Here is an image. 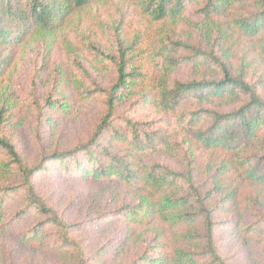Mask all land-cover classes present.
<instances>
[{
	"label": "rangeland",
	"instance_id": "374dc122",
	"mask_svg": "<svg viewBox=\"0 0 264 264\" xmlns=\"http://www.w3.org/2000/svg\"><path fill=\"white\" fill-rule=\"evenodd\" d=\"M190 7L184 19L155 23L144 15L134 0H99L74 13L52 32H33L17 47L0 48V122L5 135L14 139L22 158L30 166L40 160L39 132L49 149H71L92 139L105 115L104 99L79 100L73 87L80 66L104 88L116 78V62L120 48L135 70L148 77L168 74L173 80L215 79L205 67L180 66L171 69L161 53L165 38L190 46L209 49L216 41L233 56L234 72L245 71V79L257 86L264 96V55L251 47L230 46L217 29ZM121 46V47H120ZM219 50V49H218ZM184 52L178 54L182 56ZM155 81L151 80V84ZM123 97L116 117L149 124L153 131L175 133V118L155 97L150 86L137 88ZM55 104L46 107L42 126L36 131L39 116L36 105L43 106L50 96ZM236 100L207 103L206 107L233 111ZM204 107L187 101L181 111ZM121 124L120 121L116 122ZM182 140V139H181ZM101 146L127 156L133 162L163 164L185 171L188 163L164 150L134 153L108 132L99 138ZM198 173L196 182L206 193L214 190L210 201L217 207L215 217L217 240L229 264H264V186L244 182L235 175L233 152L203 150L194 142L184 145ZM242 156H264V136L241 151ZM49 175L36 179L38 193L72 226L71 235L81 242L94 264H132L144 253L156 256L158 226L135 228L118 219L114 212L139 202L140 189H131L117 181L97 182L72 179L57 167ZM18 174H1L0 188L17 185ZM24 195H9L2 207L0 221V264H68L66 254L54 243L51 231L45 237L29 239L26 232L40 219L34 213L18 219ZM55 233V232H54ZM141 262V260H139Z\"/></svg>",
	"mask_w": 264,
	"mask_h": 264
},
{
	"label": "trees",
	"instance_id": "16d2710c",
	"mask_svg": "<svg viewBox=\"0 0 264 264\" xmlns=\"http://www.w3.org/2000/svg\"><path fill=\"white\" fill-rule=\"evenodd\" d=\"M99 0H0V48L17 47L33 32H52L74 13ZM140 11L155 23L179 21L190 7L208 20L222 40L230 46L251 47L264 55V0H134ZM161 53L171 69L180 66L205 67L215 79H195L187 82L173 80L167 73L160 78L148 77L139 84L143 74H135L126 53L120 48L116 62V78L104 88L85 67L80 66L74 80L79 100L104 99L105 115L92 139L71 149H49L39 132L40 160L30 166L22 158L12 137L3 133L0 122V172L18 174L17 185L0 188V221L5 199L12 194L24 195V205L18 219L31 214L40 221L26 235L29 239L45 237L51 231L56 247L66 254L68 264H94L85 247L71 235L74 226L60 215L53 205L40 196L36 179L59 169L72 179L97 182L117 181L127 188L140 189L143 194L135 205H128L113 213L135 228L158 226V248L162 253H144L132 264H229L221 252L216 230L217 207L211 206L214 190L204 193L196 182L199 167L188 157L185 143L194 142L203 150L233 152L235 175L242 181L264 186V156H242L241 151L264 136V96L257 86L245 79V71L234 72L233 56L223 44L215 42L208 49L165 38ZM121 47V46H120ZM219 49V50H218ZM184 52L182 56L179 53ZM0 71V75H1ZM151 80L155 83L151 84ZM150 86L160 103L175 118V133L153 131L149 124L130 118H117L120 100ZM58 99L52 95L43 106L36 105L39 116L36 131L44 121L46 107ZM204 107L181 111L187 101ZM239 102L230 112L206 107V104ZM57 106V104H55ZM60 107V104L57 106ZM1 118V116H0ZM120 121L121 124L116 122ZM112 133L113 139L128 145L134 153L164 150L183 158L188 168L181 172L163 165H144L127 156L117 155L101 146L99 138ZM182 139V140H181ZM55 232V233H54ZM141 260V262H139Z\"/></svg>",
	"mask_w": 264,
	"mask_h": 264
}]
</instances>
